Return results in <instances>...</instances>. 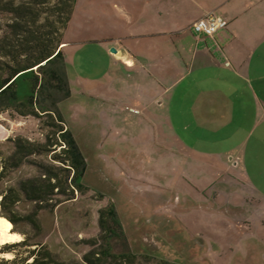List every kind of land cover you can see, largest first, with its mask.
Segmentation results:
<instances>
[{
	"label": "rangeland",
	"instance_id": "obj_1",
	"mask_svg": "<svg viewBox=\"0 0 264 264\" xmlns=\"http://www.w3.org/2000/svg\"><path fill=\"white\" fill-rule=\"evenodd\" d=\"M256 2L76 0L63 38L71 92L63 109L91 192L41 214L38 240L54 255L79 262L88 251L80 242L99 236L98 211L113 206L124 227L113 251L141 256L136 264H161L156 254L132 251L134 229L154 215L166 217L158 221L163 225L172 221L178 237L195 247L193 254L174 252L171 264H264V50L241 70L227 67L235 80L208 69L213 62L225 69L224 61L191 67L193 48L207 37L192 33L190 22L204 9L241 15ZM6 23L0 18V34ZM259 23L250 17L244 30L254 38ZM44 134L32 119L0 117V144ZM28 174L19 172L8 185Z\"/></svg>",
	"mask_w": 264,
	"mask_h": 264
},
{
	"label": "trees",
	"instance_id": "obj_2",
	"mask_svg": "<svg viewBox=\"0 0 264 264\" xmlns=\"http://www.w3.org/2000/svg\"><path fill=\"white\" fill-rule=\"evenodd\" d=\"M75 2L0 0V18H8L0 34V117L32 119L45 130L41 140L19 135L0 144V219L12 225L10 234L22 238L0 247V256H13L0 264H136L141 259L114 253L112 243L124 238V227L113 206L98 211L99 236L80 242L88 251L79 262L62 261L38 240L41 214H54L77 194L91 192L86 159L63 109L71 99L63 38ZM23 170L29 174L8 185ZM23 205L30 211L21 212Z\"/></svg>",
	"mask_w": 264,
	"mask_h": 264
},
{
	"label": "crops",
	"instance_id": "obj_3",
	"mask_svg": "<svg viewBox=\"0 0 264 264\" xmlns=\"http://www.w3.org/2000/svg\"><path fill=\"white\" fill-rule=\"evenodd\" d=\"M230 1L231 0H223V1L220 0L219 5H224L226 3H229ZM256 11H258V13ZM218 13L219 11L217 8H212L209 10L204 9L202 15L198 19H194L193 21L190 22V30L192 33H194L192 31V25L194 24V22L207 15H213L219 18H223L227 22V27L225 30L216 33L212 37H207L205 40L202 41L200 50H199L200 42H198V45L193 48L195 55H194V59H192L191 61V67L193 65H196L197 63L209 64L212 62L211 60L220 61L221 63L224 61L226 62L225 69L222 67V65L220 67H216L214 65V62L211 66H209L208 69H213L214 71H220V76H227L230 75L229 72L227 71L228 70L227 67L232 68L234 70L235 69L241 70L242 68L245 67L248 59L254 56L255 52L264 50V0H257L255 5H250V7L247 10H245L241 15L240 14L232 15L230 14V11L227 10H224L221 14ZM250 17H254L256 23H259L257 21L258 19L261 20V23L257 24L255 26V29L253 30L254 38H252L251 35L246 32L247 28H245L244 30L245 23L250 20ZM237 21H239V29H240L238 35L234 32V25ZM260 26L262 27L261 32L258 35H256L255 30H257L258 27ZM179 34L180 33L175 32L172 33L171 35L176 37L179 36ZM159 36H162V34H159ZM180 41H182L181 43H183L186 40L180 39ZM186 44L189 43L186 42ZM216 51L219 52V54H217ZM218 56L219 58L217 60L216 58ZM125 64L127 66L133 65V63L129 60L125 61ZM236 76L237 75H235L233 78L230 75V77L233 78L234 80L237 79ZM174 231H176L175 226H174ZM194 248L195 247L192 246L191 248L186 249V251L183 252V255L189 252L193 254L192 252Z\"/></svg>",
	"mask_w": 264,
	"mask_h": 264
},
{
	"label": "flooded vegetation",
	"instance_id": "obj_4",
	"mask_svg": "<svg viewBox=\"0 0 264 264\" xmlns=\"http://www.w3.org/2000/svg\"><path fill=\"white\" fill-rule=\"evenodd\" d=\"M162 219H166V217L154 215L149 222L148 220L142 222L147 226L144 227V225H141L134 229L132 235V251L156 254L157 259L161 264H171V262L176 260V256L173 254L174 252L182 255V252H185L186 249L191 247L186 245L182 239L178 237L179 235L174 231L172 221L167 219V225L158 223V221H161ZM150 226L152 227L150 228ZM157 237L159 238V244L153 246L148 238L156 240ZM176 241H179V243H175ZM145 258L148 257L145 256Z\"/></svg>",
	"mask_w": 264,
	"mask_h": 264
},
{
	"label": "built area",
	"instance_id": "obj_5",
	"mask_svg": "<svg viewBox=\"0 0 264 264\" xmlns=\"http://www.w3.org/2000/svg\"><path fill=\"white\" fill-rule=\"evenodd\" d=\"M226 27L227 22L224 19L213 15H207L194 22L192 25V31L198 35L212 37L216 33L225 30Z\"/></svg>",
	"mask_w": 264,
	"mask_h": 264
},
{
	"label": "bare ground",
	"instance_id": "obj_6",
	"mask_svg": "<svg viewBox=\"0 0 264 264\" xmlns=\"http://www.w3.org/2000/svg\"><path fill=\"white\" fill-rule=\"evenodd\" d=\"M11 224L5 220L0 219V247L4 244H11L15 240H19L18 236L10 235Z\"/></svg>",
	"mask_w": 264,
	"mask_h": 264
},
{
	"label": "water",
	"instance_id": "obj_7",
	"mask_svg": "<svg viewBox=\"0 0 264 264\" xmlns=\"http://www.w3.org/2000/svg\"><path fill=\"white\" fill-rule=\"evenodd\" d=\"M110 53H111L113 56H115L116 58H121V55L118 54V53H117L116 51H114V50H111ZM122 56H125V54H123Z\"/></svg>",
	"mask_w": 264,
	"mask_h": 264
}]
</instances>
